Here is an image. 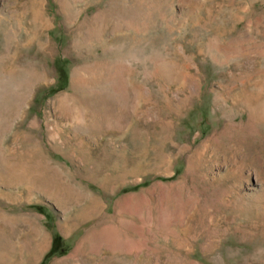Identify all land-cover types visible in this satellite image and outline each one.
<instances>
[{"label": "rangeland", "instance_id": "rangeland-1", "mask_svg": "<svg viewBox=\"0 0 264 264\" xmlns=\"http://www.w3.org/2000/svg\"><path fill=\"white\" fill-rule=\"evenodd\" d=\"M0 264H264V0H0Z\"/></svg>", "mask_w": 264, "mask_h": 264}, {"label": "trees", "instance_id": "trees-1", "mask_svg": "<svg viewBox=\"0 0 264 264\" xmlns=\"http://www.w3.org/2000/svg\"><path fill=\"white\" fill-rule=\"evenodd\" d=\"M54 244V243H53ZM54 251V245L50 248V250L46 253L45 258L50 255Z\"/></svg>", "mask_w": 264, "mask_h": 264}, {"label": "bare ground", "instance_id": "bare-ground-1", "mask_svg": "<svg viewBox=\"0 0 264 264\" xmlns=\"http://www.w3.org/2000/svg\"><path fill=\"white\" fill-rule=\"evenodd\" d=\"M77 247H78V246H76V249H77ZM76 249H75V250H76Z\"/></svg>", "mask_w": 264, "mask_h": 264}]
</instances>
